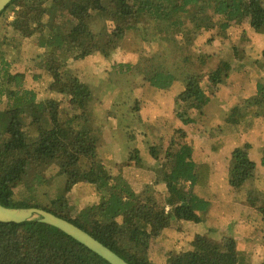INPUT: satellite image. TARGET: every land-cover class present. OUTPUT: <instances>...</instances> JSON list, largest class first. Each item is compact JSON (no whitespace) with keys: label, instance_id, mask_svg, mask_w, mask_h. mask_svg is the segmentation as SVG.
I'll use <instances>...</instances> for the list:
<instances>
[{"label":"trees","instance_id":"1","mask_svg":"<svg viewBox=\"0 0 264 264\" xmlns=\"http://www.w3.org/2000/svg\"><path fill=\"white\" fill-rule=\"evenodd\" d=\"M9 12L14 17L6 22ZM244 21L253 30L264 32V0H11L0 13V102H5L0 108V203L44 208L80 226L131 264H155L147 254L152 238L174 220L200 222L205 217L211 206L212 166L194 159L191 144L175 140L176 133L185 137L179 128L165 159L158 163L159 177L167 188L162 201L152 184L138 192L123 174H112L97 155L101 132L90 125L94 91L74 73L68 60L96 52L108 56L128 32L148 44L176 43V52L145 56V63L141 61L137 68L157 88L170 87L182 77L185 85L176 98V116L189 124L195 121L192 111L202 114L210 100L203 76L187 67L189 48L203 30L214 31L211 39H228L232 26ZM28 37H35L44 49L38 57L41 74L33 79L46 72L51 80L49 90L64 95L68 107L62 108V101L56 98L38 99L26 74L12 69L21 40ZM168 57L174 60L168 63ZM199 60L205 61L202 55ZM119 65L121 70L132 68L130 63ZM233 69L232 60L223 59L206 75L211 82L206 86L218 88ZM257 88L256 97L246 101L245 109L233 108L228 122L238 125L249 116L264 115V111L258 112L264 107V82H258ZM249 148L245 143L233 149L229 182L237 190L248 183L254 185L246 201L264 219V188L255 185L257 164L250 158ZM156 149L151 146L150 151L158 160ZM130 159H138L137 153ZM262 161L264 165V158ZM55 163L56 175L62 180L53 187V196L47 201L15 197V189L31 173L38 183H46L40 170ZM80 181L93 183L101 199L74 212L66 194ZM237 245L243 247L233 237L221 242L197 234L190 249L169 251L167 261L246 264ZM0 264L112 263L56 226L35 219L0 221Z\"/></svg>","mask_w":264,"mask_h":264},{"label":"rangeland","instance_id":"2","mask_svg":"<svg viewBox=\"0 0 264 264\" xmlns=\"http://www.w3.org/2000/svg\"><path fill=\"white\" fill-rule=\"evenodd\" d=\"M13 17V13L9 12L6 22ZM213 35L214 31L203 30L188 50L191 59L187 67L203 76L202 85L210 97L202 114H199V110L192 111L195 121L189 124H183L176 116V98L185 85L182 77H177L170 87L162 89L147 82L137 68L141 61L145 63V56L176 52V43L148 44L134 32H128L108 56L96 52L84 58L71 57L68 60L74 73L90 84L94 91L90 125L101 132L97 155L112 174H123L138 192L145 185L152 184L157 198L162 201L167 188L159 177L161 167L158 163L165 159L168 144L179 128L185 131V137L176 133L175 140H185L191 144L194 159L198 162L208 161L212 165L215 173L213 186L216 190V198L211 203L213 207H209L202 221L174 220L159 236L152 238L147 254L155 264H169L167 253L190 249L197 234L221 242L233 237L236 244L243 246L240 248L237 245V249L243 252L246 259L244 263L264 264V219L246 201L247 192L254 189V185L248 183L237 190L229 182L233 149L249 143V156L257 164L255 185L264 188V115L249 116L248 120L238 125L227 121L232 116L233 108H244L247 100L256 97L257 83L264 82V32L253 30L244 21L232 26L228 39H211ZM43 51L35 37L22 39L12 69L26 74L28 86H34L38 99L56 98L62 101V108L68 107L64 95L49 90L51 80L46 72L38 79H33L35 74H41L38 57ZM199 55L204 57V64L199 60ZM222 58L232 60L234 69L229 71L228 77L218 88L206 86L211 84L206 75L220 65ZM170 60L174 59L168 57L167 62ZM125 63L131 64L129 71L126 68L121 70L119 64ZM4 105L5 102L1 101L0 108ZM262 111L264 107L258 108V112ZM236 116L239 118L240 115L236 113ZM151 146L157 148L158 160L152 155ZM135 152L138 159L131 160ZM56 171V163L40 170L46 178L44 184L34 179L35 173L29 174L15 189V197L47 201L53 196L55 184L58 185L62 180ZM29 187H33V190H29ZM66 195L68 205L74 212L101 199V192L87 181L76 183ZM232 199H237L236 203L244 200L247 207L232 205L229 201ZM248 214L254 219L251 225L237 223L241 215L245 217Z\"/></svg>","mask_w":264,"mask_h":264},{"label":"water","instance_id":"3","mask_svg":"<svg viewBox=\"0 0 264 264\" xmlns=\"http://www.w3.org/2000/svg\"><path fill=\"white\" fill-rule=\"evenodd\" d=\"M10 2L11 0H0V13ZM35 219L56 226L112 264H131L80 226L51 211L37 206L8 207L0 203V221L2 222L18 223Z\"/></svg>","mask_w":264,"mask_h":264},{"label":"crops","instance_id":"4","mask_svg":"<svg viewBox=\"0 0 264 264\" xmlns=\"http://www.w3.org/2000/svg\"><path fill=\"white\" fill-rule=\"evenodd\" d=\"M211 164V163H210ZM212 166V165H211ZM216 171V170H215ZM214 170H211V175H210V179H209V191L211 192V195H212V198H211V203H212V199H214V197L216 198V190H215V187L213 186V182H214V178H215V176H214ZM228 194L230 193V190H229V188H228ZM235 200H237V199H232V200H229L230 201V203L232 204V205H237V206H246L247 207V205H245L244 204V200H241L240 202L241 203H236L235 202ZM215 203V202H214ZM211 206H212V204H211ZM213 207V206H212ZM248 209H250V207L248 206ZM250 214H248V215H245V217L244 216H240L238 219H237V223H241V224H246V225H251L253 222H254V219H251L252 217L251 216H249ZM257 230V229H256ZM262 229H260V231H261Z\"/></svg>","mask_w":264,"mask_h":264}]
</instances>
